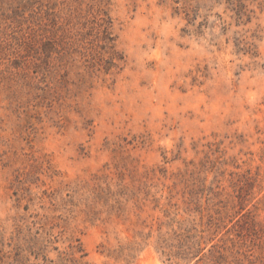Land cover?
Segmentation results:
<instances>
[{
	"label": "rangeland",
	"instance_id": "1",
	"mask_svg": "<svg viewBox=\"0 0 264 264\" xmlns=\"http://www.w3.org/2000/svg\"><path fill=\"white\" fill-rule=\"evenodd\" d=\"M214 244L264 264V0H0V264Z\"/></svg>",
	"mask_w": 264,
	"mask_h": 264
},
{
	"label": "trees",
	"instance_id": "2",
	"mask_svg": "<svg viewBox=\"0 0 264 264\" xmlns=\"http://www.w3.org/2000/svg\"><path fill=\"white\" fill-rule=\"evenodd\" d=\"M110 43L106 44L105 46L107 48H109L110 50H108L107 52L110 53L109 54V62H113V59L115 58V56L113 55V46L109 45ZM251 179V178H249ZM247 183H245V185H249L251 183L246 181ZM106 203H108L109 205V211L110 214H116L117 216H119L120 214H122L123 211H125L126 206L125 203L122 202V200L117 199L115 196V193H107L106 194ZM131 201L133 203V206H135V208L137 209H142L141 208V203H140V199L137 197V195H127V199L126 201ZM111 201V202H110ZM253 216V214H252ZM210 219L212 220L213 215H209ZM251 222L249 223V229L251 231H253V228L255 225H258L259 230L262 229V224L255 222L254 218L250 219ZM248 222V221H247ZM151 227V226H150ZM256 232V231H254ZM173 234L175 235V237L177 238L178 242H179V252L177 254H179L180 256H182L183 258L186 257H194L196 256L199 252L202 251L201 247H198L200 245L199 240H196L194 238V236H189V233H183V232H177L174 231ZM162 239V237H160ZM165 240V239H164ZM163 241V239H162ZM213 249L210 250V256L209 259L212 262V264H220L222 261L225 262L226 261V256H225V251H227V249H225V247H220L217 246L216 244L212 245ZM201 259V258H200Z\"/></svg>",
	"mask_w": 264,
	"mask_h": 264
}]
</instances>
